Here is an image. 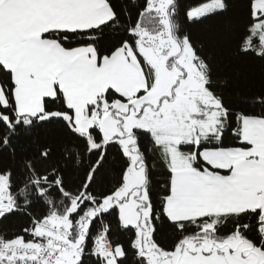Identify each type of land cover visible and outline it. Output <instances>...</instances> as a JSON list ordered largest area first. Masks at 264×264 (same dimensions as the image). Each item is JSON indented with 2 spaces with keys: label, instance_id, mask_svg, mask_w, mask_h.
I'll return each instance as SVG.
<instances>
[{
  "label": "snow or ice",
  "instance_id": "1",
  "mask_svg": "<svg viewBox=\"0 0 264 264\" xmlns=\"http://www.w3.org/2000/svg\"><path fill=\"white\" fill-rule=\"evenodd\" d=\"M245 6L215 49L186 24L231 0H0V264H264V91L237 110L218 70L264 64V0ZM48 129L55 161L19 143Z\"/></svg>",
  "mask_w": 264,
  "mask_h": 264
},
{
  "label": "trees",
  "instance_id": "2",
  "mask_svg": "<svg viewBox=\"0 0 264 264\" xmlns=\"http://www.w3.org/2000/svg\"><path fill=\"white\" fill-rule=\"evenodd\" d=\"M131 6V0H126ZM140 2V0H138ZM204 2V0H180L181 4V18L187 9L197 6ZM232 7L223 16H213L211 18L204 19L199 23L188 22L186 24L187 30L192 34L194 39H198L201 42L209 43L215 49L225 48L231 39L229 33V26L235 28L242 27L246 22L247 9L246 0H231ZM218 70L224 73L233 75V80L237 86V90L233 93L230 90L225 91V99L229 102H233L237 110L240 108H256L259 111V107L254 104H242L239 103L243 100H250L260 92L264 91V64L258 61H241L239 63H230L227 59L218 60ZM240 93H247V95H241ZM231 139V134H228ZM20 146L25 148L28 153L35 152L36 148L41 143H47L54 147L55 155L53 161L60 158L62 147L67 143V137L58 132L55 129L40 130L37 132L31 140L21 138ZM70 174L73 178H76L78 172L75 168L68 163ZM114 172L111 168L105 174V183L111 181ZM157 179H162L161 172L156 173ZM112 224L115 227L116 220L114 217L110 218ZM26 218L23 216L13 217L7 224V230L9 232H16L22 227H26ZM116 238L127 241L129 234L123 232L115 233ZM159 236L165 243L170 244L174 239L173 233L166 225H160Z\"/></svg>",
  "mask_w": 264,
  "mask_h": 264
}]
</instances>
